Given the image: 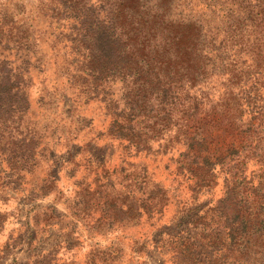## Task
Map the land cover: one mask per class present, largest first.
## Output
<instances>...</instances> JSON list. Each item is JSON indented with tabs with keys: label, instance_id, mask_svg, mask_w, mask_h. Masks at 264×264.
Listing matches in <instances>:
<instances>
[{
	"label": "trees",
	"instance_id": "16d2710c",
	"mask_svg": "<svg viewBox=\"0 0 264 264\" xmlns=\"http://www.w3.org/2000/svg\"><path fill=\"white\" fill-rule=\"evenodd\" d=\"M103 1L105 18L85 0L61 3L76 20V57L93 92L116 78L125 86L108 134L129 156L166 158L173 175L168 186L144 182L148 197L139 208L118 211L122 227L132 220L154 227L172 208L174 229L156 246L158 264H215L217 256L231 264H264V75L247 87L254 73H264V0ZM13 89L12 80L0 81V127L23 121L30 111L24 87L21 97ZM4 138L0 165L15 172L32 165L34 136L23 155L22 146L14 149L18 139ZM217 190L214 202L201 205ZM5 224L0 211V234ZM191 226L209 234L191 242ZM149 243L146 236L134 241L135 257L121 244H95L81 263L66 262L52 249L31 264H144L139 258ZM10 245L0 246V264ZM58 246L82 248L76 239Z\"/></svg>",
	"mask_w": 264,
	"mask_h": 264
},
{
	"label": "rangeland",
	"instance_id": "374dc122",
	"mask_svg": "<svg viewBox=\"0 0 264 264\" xmlns=\"http://www.w3.org/2000/svg\"><path fill=\"white\" fill-rule=\"evenodd\" d=\"M247 1L240 0L243 5ZM85 2L106 17L105 1ZM61 3L0 0V81L12 80V92L18 97L23 86L31 105L23 121L16 118L0 127V138L3 142L4 136H13V142L18 139L14 149L22 146V155L33 136L38 143L29 167L15 172L10 164L0 165V211L6 214L0 246L11 244L3 264H31L52 249L61 250L59 256L66 262L81 263L95 244H121L127 257H135L134 241L141 242L145 236L150 241L148 252L139 261L158 264L156 246L174 229L173 209L154 227L150 221L137 225L135 220L122 227L118 211L139 208L148 197L145 181L168 186L173 175L165 168L166 158L129 156L124 143L108 134L111 113L121 109L125 86L116 78L97 92L91 90L94 84L76 57V20ZM254 74L248 88L264 75ZM149 107L148 115L153 109ZM7 148L11 150L8 144ZM219 195L217 190L203 197L201 205ZM51 215L58 220L48 223ZM208 234L200 226H191L188 236L198 243ZM64 239H76L82 248L65 251L58 246ZM216 258L215 264H231L230 259Z\"/></svg>",
	"mask_w": 264,
	"mask_h": 264
}]
</instances>
